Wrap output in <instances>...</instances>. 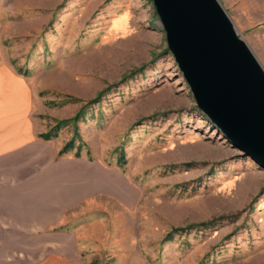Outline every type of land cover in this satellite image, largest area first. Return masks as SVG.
<instances>
[{"label": "rangeland", "instance_id": "374dc122", "mask_svg": "<svg viewBox=\"0 0 264 264\" xmlns=\"http://www.w3.org/2000/svg\"><path fill=\"white\" fill-rule=\"evenodd\" d=\"M219 1L264 68V0ZM2 65L41 154L109 169L64 225L81 264H264V169L196 106L152 0H0Z\"/></svg>", "mask_w": 264, "mask_h": 264}, {"label": "crops", "instance_id": "0c3cea01", "mask_svg": "<svg viewBox=\"0 0 264 264\" xmlns=\"http://www.w3.org/2000/svg\"><path fill=\"white\" fill-rule=\"evenodd\" d=\"M0 73L23 89L13 68L2 65ZM29 104V94L24 103L0 92V264H81L79 235L64 225L70 211L104 191L109 169L97 159L56 157L53 149L41 154Z\"/></svg>", "mask_w": 264, "mask_h": 264}, {"label": "water", "instance_id": "95a60500", "mask_svg": "<svg viewBox=\"0 0 264 264\" xmlns=\"http://www.w3.org/2000/svg\"><path fill=\"white\" fill-rule=\"evenodd\" d=\"M198 109L264 169V68L219 0H152Z\"/></svg>", "mask_w": 264, "mask_h": 264}, {"label": "trees", "instance_id": "16d2710c", "mask_svg": "<svg viewBox=\"0 0 264 264\" xmlns=\"http://www.w3.org/2000/svg\"><path fill=\"white\" fill-rule=\"evenodd\" d=\"M80 115H81V109L79 111H77V113L75 114L73 119L76 120ZM62 123H63V121H60L55 126H53L48 132L40 134L41 138H43L45 140L49 139L51 136V130L52 131L58 130L60 124H62ZM72 146H73V140H70L67 143H65V145L62 147V149L58 152V156L64 154L68 149L72 148ZM77 155L78 154H76V156Z\"/></svg>", "mask_w": 264, "mask_h": 264}]
</instances>
